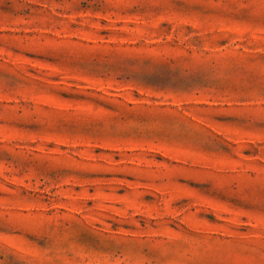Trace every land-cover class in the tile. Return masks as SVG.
Segmentation results:
<instances>
[{"label":"rangeland","instance_id":"rangeland-1","mask_svg":"<svg viewBox=\"0 0 264 264\" xmlns=\"http://www.w3.org/2000/svg\"><path fill=\"white\" fill-rule=\"evenodd\" d=\"M0 264H264V0H0Z\"/></svg>","mask_w":264,"mask_h":264}]
</instances>
